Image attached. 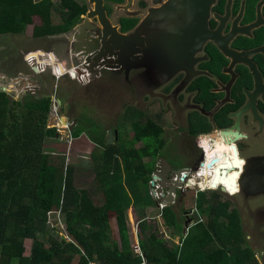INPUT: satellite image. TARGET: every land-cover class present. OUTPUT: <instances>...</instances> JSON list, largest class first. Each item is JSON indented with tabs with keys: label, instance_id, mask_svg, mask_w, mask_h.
Returning <instances> with one entry per match:
<instances>
[{
	"label": "trees",
	"instance_id": "obj_1",
	"mask_svg": "<svg viewBox=\"0 0 264 264\" xmlns=\"http://www.w3.org/2000/svg\"><path fill=\"white\" fill-rule=\"evenodd\" d=\"M27 1L30 4L21 6L19 14L9 16L12 26L1 32L15 34L17 23L29 22L32 14L41 19L34 25V36L61 33L79 22L80 14L52 24L51 1ZM21 10L31 11L24 15ZM51 106L52 95L38 90L17 100L0 91V264H251L248 248L229 250L231 243L242 241V216L237 208L230 211L217 191L210 202L203 192L198 194L197 223L181 242L173 236L181 233L183 218L169 204L161 215L173 230L168 234L172 244L155 230L143 236L151 228L144 216L139 220V248L134 246L127 213L132 204L155 203L152 174L159 158L167 157L162 125L137 121L131 147L108 143L105 137L97 141L103 148L99 157L93 156L96 187L102 194L97 203L88 188L76 184L75 166L67 163V154L45 149V140L58 134L47 124ZM71 132L75 138L83 131L75 125ZM56 209L64 213L71 240L51 231L49 212ZM115 225L119 242L112 234ZM26 239L33 240L29 254Z\"/></svg>",
	"mask_w": 264,
	"mask_h": 264
},
{
	"label": "flooded vegetation",
	"instance_id": "obj_2",
	"mask_svg": "<svg viewBox=\"0 0 264 264\" xmlns=\"http://www.w3.org/2000/svg\"><path fill=\"white\" fill-rule=\"evenodd\" d=\"M33 1L36 3L43 0H31L32 4ZM48 1L53 3L52 24L65 23L71 16L78 14L80 19L70 29L61 33H49L47 37H57L72 46L99 42L106 47H112L119 41L117 35L124 34L127 39L121 42H127L126 46L129 48L140 47L137 56L131 57L125 67L143 58L144 51L153 43V37L161 34L174 39L173 34L179 29L173 24L177 23V19L184 18V14L178 13V0ZM56 3L61 6L63 13L57 8ZM28 4L30 3L27 0H0V35L14 34L1 31L12 26L8 24L9 16L19 14L21 6ZM30 11L21 10V14L28 15ZM36 17L39 18L33 17L32 14L29 22L17 23L16 29L18 26H31L33 39L35 25L33 23ZM188 19L180 27L190 26L189 21L192 19L189 21ZM103 20L106 26H103L101 22ZM39 23L40 18L37 21V24ZM81 28L83 32L87 31L89 38L87 33L85 37L71 38V35ZM105 30L109 33L106 39ZM189 31L182 30L181 41L172 45L175 47V56L170 55L169 65L161 71L157 69L153 73V79L149 81L142 79L145 92L149 93L150 86L158 87L160 97L158 110H143L147 112L144 122L156 120L162 125L165 142L163 150L174 157L176 155L183 157L186 161L181 167L171 164L172 167L175 169L189 167L187 174L200 176L204 184L200 186L201 184L194 183L197 189L211 183L213 168L208 167V163L214 157H219L222 162L226 158L242 159L239 162L240 166L234 168V171H239L238 190L228 193L242 195L243 200L237 203L238 207L242 205L262 207L264 0H214L207 15L204 37L194 41L195 44L188 45L193 43L194 37L193 32ZM32 56L33 54H29L28 58ZM79 62L77 57L73 60V64ZM4 64L0 63L1 69ZM14 66L19 69L21 65L17 66L14 62ZM65 66L70 68L67 64ZM31 69L33 71V67H30L29 72H23L20 68L16 76L0 73V80L4 82L12 79V87H20L22 96L33 94V86L30 88L25 86L30 79L33 80ZM139 77L140 75L135 76L134 82ZM19 78L22 79L18 80ZM4 88L6 86L3 83L0 85V91ZM150 110L153 111V115L148 113ZM169 144L172 145V149L167 151L165 149ZM183 185L182 182V187ZM218 188L222 191V186ZM209 190L215 191L217 188ZM184 196L179 190L173 204L177 202L184 204ZM218 197L220 198V195Z\"/></svg>",
	"mask_w": 264,
	"mask_h": 264
},
{
	"label": "rangeland",
	"instance_id": "obj_3",
	"mask_svg": "<svg viewBox=\"0 0 264 264\" xmlns=\"http://www.w3.org/2000/svg\"><path fill=\"white\" fill-rule=\"evenodd\" d=\"M187 1L190 0H185L183 2L181 0H178V6L182 8L181 9L182 14L184 10H186ZM194 1L199 6L200 9L204 10V8L206 7L207 0H194ZM56 6L60 10V12L62 13L64 12L58 3H56ZM187 14H189L190 18L192 19V20H190V18L188 19V21L190 20L189 21L190 26L184 28L180 27L184 24L186 19L182 18L180 21H179L180 18L177 19V23H174L173 25L174 26L176 25L175 28L179 30L175 34H173L175 35L174 39L166 38L161 34L153 37L152 38L153 43L149 48H147L144 51L143 58H139L137 62L132 63L127 67L123 66L121 67V69L118 68V70L115 69L101 70V74L99 76H94L95 79L92 78L91 79L92 82L88 86L80 85L79 84L80 81L78 82V80L72 78V76L69 74L60 75L59 77L57 75L54 76L52 72V68H53L52 66H48L46 64L39 65L37 62L31 63L33 64L31 66V64H29L25 59L29 55V53H27L29 51L28 50L29 48L33 47L32 52L38 49L45 51V54L43 55V57H41L45 59L49 58V55L52 52L51 50H53L58 56L57 57L58 61H60L64 57L69 60L70 46H72V44L65 43L63 40L58 39L57 37H47L45 35L33 36L32 39L31 26L28 27L27 25L18 26L16 34H12L8 36L0 35V63L1 62L5 63L3 68L2 69L0 68V71H2L0 73L5 72L8 75L11 74V76H16L20 68L23 72H29L30 67L38 65L40 70L38 73L32 71L31 69V71L33 72V79L42 81L41 87H39V82L36 83L38 85L37 87H39L37 88L38 94L41 95L54 94L56 97L58 96L61 97L64 103L66 100V95L68 93L67 86L70 87L72 91V97H70L69 100L71 101L72 108L69 111V113L71 114V116L67 111L66 117L63 116V118L64 119L67 118V120L72 121L73 116L79 114L81 115L82 113V119L79 122V125H77V129L83 131L81 135H83L84 132H86L87 136L89 137L92 136L101 137L102 134H106L104 127H102L103 125L102 122H105L107 118L108 121L111 120L112 118H116L117 113L120 112L121 110H124V108L126 107L127 116L131 117L132 122L130 125V119H127L125 121L124 119L121 120V123H125L127 125L129 134L127 135L128 138L126 139V135H124V130L123 128H121L120 131L123 135V139H122V143L119 146L125 145L127 147H131L133 144L131 139L135 135L134 125L137 123V121H142V120L144 121V118H146L147 116V112H144L143 110H147V109L158 110L159 109L158 102L160 104L159 91L157 90L158 87L150 86L151 89L149 90V93H147L143 89L142 81L145 79L148 81L153 79V73L157 69L161 71L163 68L169 65L171 59L170 55L175 56V47L172 45L174 44V42L178 43L181 41L182 30H188V31L190 30L189 32L192 33L191 32L192 29L199 26V20L193 23L194 20L193 12L188 10ZM56 17H60V16H56ZM38 19H39L38 17L35 18L33 25L37 24ZM199 32H201L200 28L198 31L193 33L194 34V37L192 38L193 43L190 42L191 44L188 45L195 44L194 43V41H196L195 36ZM73 46L76 47L79 46V44ZM34 56L39 60L37 53H35ZM74 59H76L75 56H73V60ZM14 62L16 63L17 66L21 65L19 69L18 67L14 66ZM72 65H78V64L72 63ZM72 65L69 64L68 67H71ZM137 75H140L138 79L139 81L135 80L134 82L133 79H135V76ZM3 83L4 86H6L7 88L6 92L11 96L12 99L17 100L22 97L23 92L20 90L21 88L17 86L12 87L11 85L13 84L12 79H7L4 82L0 80V85H2ZM33 92H35L34 88H33ZM60 111L61 113L63 112L62 107ZM53 113L56 114V111H53ZM148 113L152 114L153 111L150 110V112ZM56 121L54 117L49 118L47 124L55 123ZM80 136L75 137L76 139L74 137L69 138V132L66 129H63L62 132L60 131V136L58 135L56 136V138L53 137L54 139H49V141H47V145L45 146V149L52 154L55 153L67 154V163H70L71 165L75 166V179L77 185L84 184L85 186L88 187H90L91 185L97 186L95 172L94 169L92 168L93 161L90 156L92 144L90 145V147H87L89 154L87 155L83 153L78 148L79 141L77 140V138H79ZM110 139L111 138L109 134L108 140ZM168 149H172V145L169 144L165 150L168 151ZM97 150H99V148H97ZM163 152L167 156L166 159L176 167H181L186 164V161L183 157L177 155L174 157L173 154H169L164 150ZM122 158L123 156L119 155L118 159L120 161L122 160ZM159 167H160V163L158 161L157 169ZM200 180H201L200 176L194 177L195 184L199 185V183L201 182ZM151 188H152V184L150 185V189ZM179 190H181V192L184 193L185 195L184 204H181V202H177L174 204L175 211L178 212L179 215L181 214L183 218V222L180 223V225L183 228L180 231L181 233L179 232L180 234L177 237V240L181 242L182 238L184 239L189 232L188 231L186 235H184L185 234L184 228L188 227L189 229L190 226L197 223V219L195 216L198 214L197 206H196L197 194L203 192L204 200L206 202H210L213 191L209 189L205 191H199V189H197L196 187H190L189 185H185V184L182 187V189ZM217 190L222 192V194L219 192L220 199L222 201H226L229 203V210L231 211L237 208L242 216V222H241L242 241H239V243H231L229 245L230 246L229 250L234 251L235 249L237 250V249L248 248L249 249L248 251H250V253L253 255L251 264H264V206L257 208L254 206L246 207L242 205V207L240 206L238 207L237 203L240 200H243L242 195L238 193L229 195L230 193L223 192L220 190V188H217ZM152 196L154 198L153 201L156 199L159 201L158 205L155 204L156 206L155 212L156 214L158 213L159 219H155V218L148 219L147 221L151 225V228L142 235L144 236L146 234H149L150 231L155 230L158 234L162 232L164 236L168 239V243H171L172 240L169 238V235H171L173 230L171 227L167 225L165 217L161 215L163 208L169 205V203H167L164 199L160 200L159 196H154L153 194ZM94 198L97 203H100L102 200L101 192L100 193L95 192ZM254 200H256V198ZM56 210L60 211L58 209ZM206 212L208 213V211ZM61 215H62L61 219L59 220L56 214H52V220L54 221L55 224L54 225L51 224L52 226L51 231L52 233L61 234V236L66 238L68 237L69 233L66 229L64 213H62ZM205 217L206 216L204 215H200V218L201 220L203 218V221L206 220ZM127 220H126L128 227L127 229L128 231H130V234L132 236V242L134 246H138L140 221L136 219L135 214L132 211H130V213H127ZM220 220L227 221L225 217H221ZM186 222H188V226L186 225ZM112 234L113 237L117 239V242H119V231L117 225H115ZM38 235L41 237L42 233H39ZM69 236L73 238L71 235ZM32 243H33L32 239H26V248H27L26 254L30 253ZM237 244L238 247H235V245ZM216 245H218V243H216Z\"/></svg>",
	"mask_w": 264,
	"mask_h": 264
},
{
	"label": "water",
	"instance_id": "obj_4",
	"mask_svg": "<svg viewBox=\"0 0 264 264\" xmlns=\"http://www.w3.org/2000/svg\"><path fill=\"white\" fill-rule=\"evenodd\" d=\"M182 2L185 0H181ZM214 0H207L206 7L204 10L200 9L199 6L195 3L194 0H190L186 2V10H184V18L187 19L190 18L188 13L189 11L193 12V23H195L197 20H199V26L192 29V32H196L201 29V32L196 34V41L202 39L204 37V33L206 31V23H207V15L209 12V9L212 5ZM181 9L179 7V11L181 13ZM179 14H177L178 17ZM102 18V16H101ZM182 18L179 19V21ZM103 26H106L105 21H101ZM80 29V28H79ZM84 30L81 28L78 32H75L71 35V38H80L85 37V34L87 31L83 32ZM83 33V34H81ZM87 33V37H88ZM109 33L105 30V39L108 38ZM89 38V37H88ZM118 40H126L127 36L124 34L119 33L116 37ZM200 42V41H199ZM127 43V42H126ZM126 43L123 41L121 44L117 42L115 46L112 47H106L101 45V43L97 42L96 44L92 43H85L81 44L79 46H73L70 50V57L71 61L73 63V56L77 57L79 62V67L76 69H72V74L76 76L79 74V78H81L80 74L83 73L85 76H89L91 79L94 78V76H99L101 74V70L103 69H118L123 66H126L128 61H123V58L125 54L128 53L129 49L130 51L134 52V49L136 46H133L132 48H129L126 46ZM139 51V50H138ZM45 52L41 49H38L34 51L33 53H40ZM41 54V53H40ZM51 54V60L48 63V66H52V63L57 64L60 71H63V73H67V68L65 67L66 64H64L61 61H58L55 54L53 52ZM118 58L116 62L109 61L111 57ZM137 56V55H136ZM120 58V59H119ZM33 69L36 73H38L39 66L35 65L33 66ZM22 78H19L18 80H21ZM36 80H29V83H27L25 86L27 88H30V86H33V88L36 87ZM4 90H7V88H4ZM63 115L66 117V112L63 113ZM74 124L70 127V129H73ZM110 134V140L109 142H113V130L109 131ZM58 136V134H57ZM236 151V150H235ZM236 157L235 159L226 158L225 161H220L219 157H214L210 163H208V167L213 168V177L211 180V187L217 188L219 184H224L225 186H222L223 192H230L234 193L238 190L237 187V178L239 176V171H234V168L236 166H240V163L242 159H239ZM160 167L153 172L152 176V194L154 196H159L160 200H165L167 203L171 204L174 203L176 194L179 189H182V179L186 176L187 172L190 170L189 167H182L179 169H175L172 167L171 163L164 157H161L159 160ZM232 170V171H231ZM158 181V183H157ZM225 181V182H223ZM186 225L188 226V222H186ZM188 227L184 228V233H187Z\"/></svg>",
	"mask_w": 264,
	"mask_h": 264
},
{
	"label": "crops",
	"instance_id": "obj_5",
	"mask_svg": "<svg viewBox=\"0 0 264 264\" xmlns=\"http://www.w3.org/2000/svg\"><path fill=\"white\" fill-rule=\"evenodd\" d=\"M71 47H73V46H70V50H71ZM34 49H37V48H34ZM28 50L29 51H33V47L32 48H29ZM51 51L55 54L56 57H58L53 50H51ZM47 59H49V58H47ZM60 61H62L64 64H67V65H69L68 62H71L70 65H72L71 57L69 58V60L64 57ZM65 74H68V72L67 73H64L63 75H65ZM53 75L55 76L54 72H53ZM36 82H39V87H41L42 81L36 80ZM91 82H92V80L90 79V81H87V82H79V84L80 85H87L88 86ZM37 86L38 85H36V87L34 88V90L35 89L37 90V88H39ZM67 88H68V93L66 95L65 103L62 101V98L61 97H59V96L57 97L59 104L63 108V113L64 112L67 113V111L69 113V111L72 108L71 101L69 100V98L72 97V91H71L70 87L67 86ZM52 95H54V94H52ZM70 116H71V114H70ZM81 119H82V113H81V115L79 114V115L73 116L74 126L75 125H79V122L81 121ZM123 119H124V121L127 120V119H130V125H131L132 119H131V117L127 116V108L126 107L124 108V110H121L120 112L117 113L116 118H112L109 121H108V118H107L106 121L104 120L105 122H102L103 123L102 127H104V129L106 131V134H102L101 137L100 136H92V137H89V136H87L86 132H84L83 135H81L79 138H77V140L79 141L78 142V148L80 149V151H82L83 153H85L87 155L89 154L88 153V150H87V147H90V145L92 144L91 151H90V156H91V159L93 161L92 162L93 163L92 164V168L93 169H94V161H95L94 158H93V156L94 157H96V156L99 157V154H101V151H103V148L101 147V145H98L97 144V141H99V140H101L102 138L105 137L106 140H107V142L110 143L109 140H108V138H109V131L110 130H113V133H114V135H113V142H116L117 144H121L122 143V139H123V135H122V133L120 131L121 128H123V130H124V135H126V139L128 138L127 135L129 134V130H128V127H127V125L125 123H121V120H123ZM130 125H129V127H130ZM49 139H54V138H47L45 140V146L47 145V141H49ZM97 148H99V150H97ZM98 161H99V159H98ZM78 187L88 188L91 191V193H92L93 196H95V192H97V193H100L101 192V191H99V188L96 187L95 185L94 186L91 185L90 187H88V186H85L84 184H80V185H78ZM154 201H155V203H153V205H144V203H139L138 205L132 204L131 207L128 210V213H130V211L134 212L135 217L138 220H140V218H142L144 216H147V220L148 219H151V218L152 219H154V218L155 219H159L158 213L156 214V212H155L156 211L155 204L158 205V202L159 201L157 199L154 200ZM115 221L116 220H114V222ZM173 237H174L173 240L176 243H179V241L177 240V237L178 236L176 235V236H173ZM169 238L171 239V237H169ZM167 241H168V239H167ZM169 244H172V243H169ZM92 264H96V263H92Z\"/></svg>",
	"mask_w": 264,
	"mask_h": 264
},
{
	"label": "built area",
	"instance_id": "obj_6",
	"mask_svg": "<svg viewBox=\"0 0 264 264\" xmlns=\"http://www.w3.org/2000/svg\"><path fill=\"white\" fill-rule=\"evenodd\" d=\"M29 54H33V52L31 51V52H28ZM40 57H43V55H40ZM51 57H50V55H49V59H50ZM26 59V61L29 63V64H31V63H33V62H37V60H34V58H33V56L32 57H30V58H28V56H27V58H25ZM37 59V58H36ZM57 60H58V58H57ZM39 64V63H38ZM33 64H31V66H32ZM40 65V64H39ZM80 65L78 64V65H72L69 69L67 68V71H68V74L69 75H71L72 76V78H74V79H76V80H78V81H80V82H87V81H90V77L89 78H85L83 75H82V73L80 74V76H81V78H79V74H77L76 76H74L73 74H72V69H76V68H78ZM44 70V69H43ZM46 70V69H45ZM52 71L54 72V74L55 75H57L58 77L60 76V75H63L64 73H57L56 71H55V69H54V67L52 68ZM60 109H61V105L59 104V102H58V99H57V97L55 96V95H53L52 96V106H51V112H50V115H49V118H55V123H50V124H48L49 125V127H54V128H56L57 129V132H58V135L60 136V131L62 132L63 131V129H66L68 132H69V138H73V136H72V132H71V129H70V127L72 126V124H73V121H69V120H67V118H63V112L61 113V111H60ZM53 111H56V114H54L53 113ZM63 120H65V123H64V121ZM57 123V124H56ZM198 174H200V171L198 172ZM211 176V175H210ZM195 177V175L193 174V176L191 175V173L190 174H187V176L185 177V178H183L182 179V182H183V184H185V185H189L190 187H194V181H193V178ZM200 184V183H199ZM184 186V185H183ZM220 186H225L224 184H219L218 185V187H220ZM217 187V188H218ZM226 187V186H225ZM207 189H213V187H211L210 185H208L207 187H205V188H199V190H201V191H205V190H207ZM164 205V204H163ZM162 206V205H161ZM164 207V206H163ZM52 214H56V216L58 217V219L60 220L61 219V214H62V211L60 210V211H57V210H53V211H50L49 212V222L51 223V224H55L54 223V221L52 220ZM65 228V227H64ZM185 235H186V233H185ZM68 240H71V237L68 235V237H66ZM138 248H139V245L137 246Z\"/></svg>",
	"mask_w": 264,
	"mask_h": 264
},
{
	"label": "bare ground",
	"instance_id": "obj_7",
	"mask_svg": "<svg viewBox=\"0 0 264 264\" xmlns=\"http://www.w3.org/2000/svg\"><path fill=\"white\" fill-rule=\"evenodd\" d=\"M118 43L120 44L121 43V40H119L118 41ZM140 49V47H136L135 49H134V52L133 51H130V49H129V51H128V53L127 54H125V56H124V58H123V61H128V60H130L131 59V57L132 58H135L136 57V55H137V53H138V50ZM41 53V54H40ZM39 54L37 53V55H38V58H39V60L38 59H36V57L34 56V54L35 53H33V58H34V60H37V63H39V64H48L49 62H50V60L51 59H45V58H41L40 57V55H44L45 54V52H40ZM117 59L118 58H116V57H111L110 59H109V61H114V62H116L117 61ZM120 59V58H119ZM40 61V62H39ZM42 62V63H41ZM52 66H54V69H55V71L57 72V73H63V71H60L59 70V67L57 66V64H55V63H52ZM82 75L85 77V78H89V76H85L83 73H82ZM98 76V75H97ZM64 121V123H65V120H63ZM204 179V178H203ZM202 179V180H203ZM201 181V180H200ZM201 185L200 186H202L203 184H204V182H201L200 183Z\"/></svg>",
	"mask_w": 264,
	"mask_h": 264
},
{
	"label": "clouds",
	"instance_id": "obj_8",
	"mask_svg": "<svg viewBox=\"0 0 264 264\" xmlns=\"http://www.w3.org/2000/svg\"><path fill=\"white\" fill-rule=\"evenodd\" d=\"M29 52H31V51H29Z\"/></svg>",
	"mask_w": 264,
	"mask_h": 264
}]
</instances>
